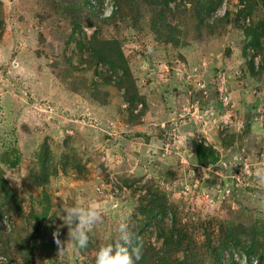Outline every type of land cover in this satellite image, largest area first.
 Here are the masks:
<instances>
[{
    "label": "rangeland",
    "instance_id": "374dc122",
    "mask_svg": "<svg viewBox=\"0 0 264 264\" xmlns=\"http://www.w3.org/2000/svg\"><path fill=\"white\" fill-rule=\"evenodd\" d=\"M219 1L0 0V264H94L123 220L154 252L182 232L180 264H264V0ZM76 203L104 209L78 254L57 216Z\"/></svg>",
    "mask_w": 264,
    "mask_h": 264
},
{
    "label": "clouds",
    "instance_id": "9594fccd",
    "mask_svg": "<svg viewBox=\"0 0 264 264\" xmlns=\"http://www.w3.org/2000/svg\"><path fill=\"white\" fill-rule=\"evenodd\" d=\"M255 176L259 183L264 185V167L257 169ZM103 213V207L98 204L84 206L81 203H76L59 209V215L57 216L63 222L61 227L68 228L67 243L74 253L78 254L88 247L90 233L93 232L96 225L103 222ZM53 235L54 238L57 237L59 229ZM56 243L60 245L61 241L56 239ZM243 254L248 259L249 257L256 259L257 264H260L257 257L253 255L248 256L246 253ZM141 256L142 245L129 223L123 220L118 223L114 238L109 243L99 247L96 251L94 264H138ZM222 261L223 259L220 264L224 263ZM242 264H246V258H244Z\"/></svg>",
    "mask_w": 264,
    "mask_h": 264
},
{
    "label": "trees",
    "instance_id": "16d2710c",
    "mask_svg": "<svg viewBox=\"0 0 264 264\" xmlns=\"http://www.w3.org/2000/svg\"><path fill=\"white\" fill-rule=\"evenodd\" d=\"M84 1L86 2L87 6H88V10L92 11L91 3H90L91 0H84ZM206 4H207L206 11L207 12H210V11L213 12L215 9L219 8L220 1L219 0H208V2ZM115 10H116V5L114 6V9L111 13L112 15H115ZM2 25H3V20H2V13L0 11V31H1ZM73 30L75 31L76 29L73 28ZM261 35L262 34L254 37V39H253L254 44H256V45L259 44ZM108 43H109V41L106 42L105 45H107ZM113 44L115 46H117L116 43H113ZM115 50H116V53L120 52L119 48H115ZM111 52L113 55L114 50H112ZM117 56H118L117 61L112 60V57L110 55L104 54V57L102 58V60L108 62V65L110 68L120 69L122 71V76H120L116 80V86L123 89L124 99L127 102H129L131 107H135L136 104L140 103V102L142 103V107L145 106L144 105V99L145 98L143 95L138 93L136 86H135V81L133 80L132 74L130 72V68L127 66L128 64H126V61H125L124 57L122 56V54L120 55V53H119V55H117ZM117 67H119V68H117ZM109 77L106 78L107 81L111 80ZM142 113H143V110L140 111V113L137 117H140V115ZM246 128H247L246 130H248L249 126H247ZM195 156H196L197 163L201 166L206 165L208 163H212L216 160L215 152L211 148L205 147L202 144H198L196 146ZM239 234H240V238H241L243 235L241 233H239ZM136 237L138 238V240H140L139 236H136ZM157 238L161 239L160 250L154 252L152 247L146 246L145 244H141L142 245V256H141V260L138 262V264H142L141 262H145L146 257L151 258V264H154V258H158V260H162L163 262L165 261L168 264H180L179 262L175 261V259H177L175 257H176L177 252L179 250H181V248L184 247V245H185L184 242L187 239V237L182 232H175V229L165 230L164 228H161V233L159 234V236ZM238 238H239V236L236 235L234 237H231V240L238 239ZM240 238H239V241H240ZM225 246H226V244L223 246V248ZM231 248L234 249L233 247H231ZM229 252L232 253L231 250H229ZM245 252L247 255L249 254V252H253V246L251 245V247H249L248 250L246 249ZM248 256H251V255H248ZM255 257H257V256H255ZM222 259H223V257L220 259V262ZM257 259H258V257H257ZM262 259H263V257H260V259H258L260 264H261ZM228 261H230V259H228ZM232 263H234V262L232 261Z\"/></svg>",
    "mask_w": 264,
    "mask_h": 264
},
{
    "label": "built area",
    "instance_id": "2783aa9c",
    "mask_svg": "<svg viewBox=\"0 0 264 264\" xmlns=\"http://www.w3.org/2000/svg\"><path fill=\"white\" fill-rule=\"evenodd\" d=\"M217 90L219 91V94L221 96L224 92L223 91V85L217 84ZM233 252H235V250H232V253H230V252L228 253V258H231L235 264H242V261L244 260V258H246V264H257L256 259L251 258V257H249V259H248V257L242 253H240V255H235V254L233 255ZM226 260H225V262H226ZM222 262H224V261H222Z\"/></svg>",
    "mask_w": 264,
    "mask_h": 264
},
{
    "label": "crops",
    "instance_id": "0c3cea01",
    "mask_svg": "<svg viewBox=\"0 0 264 264\" xmlns=\"http://www.w3.org/2000/svg\"><path fill=\"white\" fill-rule=\"evenodd\" d=\"M140 94H141V93H140ZM141 95L145 96V94H141ZM144 121H145V120H144ZM138 128H139V127H138ZM142 128H143V126H141L140 129H138V130H143Z\"/></svg>",
    "mask_w": 264,
    "mask_h": 264
}]
</instances>
